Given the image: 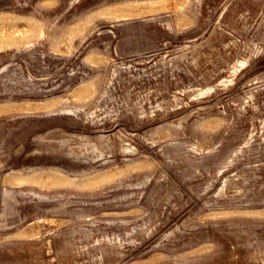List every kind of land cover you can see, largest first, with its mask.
I'll use <instances>...</instances> for the list:
<instances>
[{
  "label": "rangeland",
  "instance_id": "374dc122",
  "mask_svg": "<svg viewBox=\"0 0 264 264\" xmlns=\"http://www.w3.org/2000/svg\"><path fill=\"white\" fill-rule=\"evenodd\" d=\"M0 264H264V0H0Z\"/></svg>",
  "mask_w": 264,
  "mask_h": 264
}]
</instances>
